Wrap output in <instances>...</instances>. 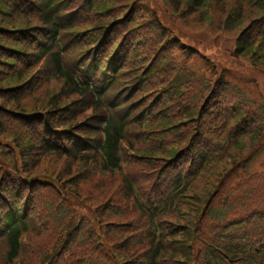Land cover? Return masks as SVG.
Instances as JSON below:
<instances>
[{"label":"rangeland","instance_id":"1","mask_svg":"<svg viewBox=\"0 0 264 264\" xmlns=\"http://www.w3.org/2000/svg\"><path fill=\"white\" fill-rule=\"evenodd\" d=\"M1 1L0 25L6 27L0 28L6 37L0 39L5 44L1 50L10 53L6 46L18 49L16 43L28 44L24 33L30 27L27 31L52 33V25L40 18L48 13L35 2L29 6L27 2L32 0ZM177 1L174 7L176 0H96V8H89V0H54L60 11L53 20L58 45H50V50L63 49L65 65L75 67L79 59L88 56L87 47L97 43L92 51L101 48V52L91 55V60L99 61L96 65L100 69L108 66L117 78L115 90L106 98L122 102L117 116L126 111L132 117L119 153L120 170L103 172L99 158L81 160L73 141L65 140L74 135L76 140L83 137L89 144L99 143L100 131H84L96 128L95 121L103 120L106 112L91 110L92 100L56 75L51 57L42 52L49 49L43 39L32 37L38 49L37 64H27L20 72L15 90L8 92L6 88L18 82L15 73L1 78L0 93L15 97L6 102L5 119L19 115L13 111L19 107L35 111L23 116L28 122L7 131L3 129L6 125L0 124V200L24 189L21 193L27 199L21 202L36 233L23 235L21 253L13 264H66L70 259L77 264L104 263L105 258L97 253L87 256L82 252V248L95 245L100 247L98 252H109L111 264H149L156 245L151 243L154 224L161 232V264H201V250L209 245V238L226 243L246 229L256 228L255 214L264 216V198L255 202L256 195H252L257 185L264 184V43L257 44L264 31V0H206L197 11L188 10V0ZM132 13L131 22L120 23ZM114 18L119 19L110 22ZM256 37L255 48L235 56L240 42ZM23 47L22 56L31 58ZM114 54L116 65L109 62ZM2 61L12 64L16 60ZM6 63L0 62V72L16 68ZM218 75L230 84L227 96L241 100L240 118L249 119L251 124L240 121L233 127L230 138L237 145L228 154L232 159L197 180L191 179L175 205L153 223L132 206L133 182L140 198L146 199L165 187L164 182H158L161 173H174L178 165L187 169L189 160L182 158L188 147L184 148L181 137L193 115L199 119L197 112L210 95L219 94ZM225 99L219 94L208 104ZM170 115L185 121L167 127L164 124ZM39 118L48 121L47 132L35 122ZM207 120L200 117L196 124ZM196 124L189 131L190 144L200 135L209 137ZM156 125L164 126L157 131L153 128ZM164 139L176 141L165 146L170 154L178 149L177 156L170 159L171 155L160 153ZM136 144L138 153L131 150ZM70 145L73 148L69 149ZM192 149H199L198 154L202 151L197 146ZM190 152L186 156L196 160L190 168L195 169L201 156ZM134 170L135 175L131 173ZM127 177L135 179L129 181V189L125 187ZM240 187H245L248 203L237 199ZM113 207L116 210L109 215ZM0 264H6L4 242H0Z\"/></svg>","mask_w":264,"mask_h":264},{"label":"trees","instance_id":"2","mask_svg":"<svg viewBox=\"0 0 264 264\" xmlns=\"http://www.w3.org/2000/svg\"><path fill=\"white\" fill-rule=\"evenodd\" d=\"M206 0H188L186 1V7L189 8V11H197L202 5L205 4ZM32 2H35V6L39 7L42 11L45 12V10L47 11V8L49 6V2L48 0H32V1H28L27 4L29 6L32 5ZM0 5H4L3 2L0 0ZM89 8L91 7H95L96 8V0H89V4H88ZM178 6V1L176 0V2L174 3V7ZM262 6V4H261ZM3 11V10H1ZM46 13V12H45ZM48 13V12H47ZM46 13V14H47ZM60 11H58L56 14L59 15ZM42 15V16H41ZM127 15V14H126ZM132 14L127 15V17H122V19H120V23L122 24H126V22H131L132 20ZM45 19L46 23L52 25L53 29H51L52 33H47L44 31H35L33 33V31H27L28 29H31L32 27L28 28L25 33H24V39H26L28 41V44L24 43H16L17 46L19 47L18 49L15 47H9L6 46V48H11L10 53H6L4 50L0 49V62L6 63L5 61L2 60H10L15 59L16 61L14 63H6L8 65H15L16 68L12 71H5L6 73L0 72V81H3L1 78L6 77L5 74L9 75L11 73H15L16 76H14V78L18 81L15 83V85H10L8 87H6L8 89V92L15 90L16 87L19 86V80L22 77V75H20L21 71H24L27 69V64L30 63H34V65L37 64V62L35 61V57L37 56V47L35 42L32 40L33 36H39V38L43 39L46 44H48V48L49 49H43L42 52H47L46 54H48L51 57V62L53 64V68L55 70L56 75L59 78H62L64 80H66L67 84L70 85V87H73L74 90L80 94L81 96L85 97H89L93 104L91 106V110H98V109H103L105 110L104 106L101 105V103L98 101V99L89 91L87 86H81L78 85L74 82V80H72L71 76L69 75V73H67L62 67L61 64L63 63V59L56 53V51H52L50 50V45L53 46L54 45V32L56 31V23L53 21L52 16L50 14L44 15V13L40 14V18ZM237 17L240 18V16L237 14ZM0 19H2L0 17ZM119 18H114L113 21H110L112 23L117 22ZM109 22V23H110ZM127 25V24H126ZM14 26H10L9 29H14ZM106 27V26H105ZM103 27V28H105ZM1 29H6L5 26L0 25ZM12 38L16 37V35H9ZM1 37L6 38L2 33H0V39ZM94 39H96L95 37H93ZM90 39H88L89 41ZM258 38L256 37L255 39L253 38H247L245 39L242 43H239V46L237 47V50L235 51V56H239V55H243V53L245 52H249L250 48L253 46V48H255V46H257L255 44V41H257ZM260 42L264 43V31L262 32V36L260 41L257 43L259 44ZM97 43H93L91 45H89L87 48V50L85 51L86 55H88L87 57H83L82 60H87V61H91L94 62L95 60H91V55L93 54H99L101 52V48H97L95 49V52H93L92 50L94 49L95 45ZM28 49L26 51V54L30 55L31 58L29 59H25L22 56V52H24L25 47ZM0 46L4 47L5 44H3L0 40ZM30 51V53L28 52ZM253 51V49H252ZM98 56V55H97ZM96 56V57H97ZM95 59V58H94ZM99 62V61H97ZM110 63H114L115 65L117 64V61L115 60V54L111 57V59H109ZM1 66V64H0ZM213 70H215L214 67H212ZM223 72V70H221ZM4 74V75H2ZM2 75V76H1ZM217 83L221 86L218 90L219 94L222 97H227L228 99H225L224 101H219L218 103H213L211 105H209V99L211 100L212 98H214V100H216V97L219 96V94H217V92L213 95V93L210 95L211 97H209V99L207 100V102L205 103V105L203 106L204 108H201L199 112H197V115L199 117L196 118L195 115H193V119L192 122L190 123V125H188V130L186 132H184L182 134L181 137V142L182 144H185V147H188V149H186V154H190L191 152L194 154L193 156H196V154H198V152L200 151L199 149L194 150L192 148L196 147L202 149V151L198 154V156H201V161H199L198 163V167H196L195 169H190V168H194V165L196 164L195 161L192 156H190L189 158H187L186 154L184 155V158H186V160L188 159L189 161L187 162V169H182V167L180 165H178V168L174 169V179L173 182H175V185H178V183L180 182V175L181 173H185L186 174V178L187 180L191 181V179L197 180L202 174H205L207 172H209V170L211 171L214 167L219 166V164L225 160L226 161H230L232 158L228 155L230 150H232L234 148V145H237V142H232L230 136H233V134L231 135V132H233L234 130V126H236L240 121H246L245 123L247 125H249V123L251 124V121L245 120V117H241L239 115V112H243V108L240 106V99L237 97H232L234 95H229V97L227 96V90L228 87L230 86L229 83L226 84V80L223 79L221 77V75H218L217 79H216ZM18 83V84H17ZM116 84H117V78L114 76L113 78V82L112 84H110L109 87L106 88L105 90V94L108 98H110L108 96V93H111L115 90L116 88ZM3 87H0V92H3V90L1 89ZM5 89V87H4ZM217 94V95H216ZM213 95V96H212ZM177 98H179V95L177 96ZM15 99V97L12 96V94H5V93H0V124L3 123V125H6L5 128H3L5 131H7L6 129L9 128L11 129L12 127H16L18 123L20 122H28L29 120L25 119L23 116L25 115H29L32 114V112H27V111H23L22 109H20L21 107L17 108V110H13L14 113H19V115H17L16 117H9L7 116V119L4 118V113L3 111H5L7 109V105L6 102L9 100H13ZM181 100V99H180ZM129 101V99L126 101V103ZM188 101H185V104H187ZM121 101H117V99H115V103H113V111L118 110L122 105ZM237 105V108L233 107V105ZM192 105V104H191ZM188 106V105H186ZM186 106L184 107V109L186 108ZM190 106V105H189ZM207 107L209 108V110L206 112L204 110L207 109ZM11 109V108H10ZM31 110H34V108H32ZM239 111V112H238ZM185 112V111H184ZM189 115L187 116V120H189L190 118V113H188ZM6 115V114H5ZM207 120V122H199L198 124L197 121L200 120V117H204ZM168 120H170L166 125L167 127H171L173 125H175L176 121H180V123L184 122L185 119H176L175 116L170 115V117L168 118ZM11 121V123H10ZM131 121H132V117L131 115L127 112V114H125L122 117H110L106 123L104 128L102 129L103 132V137H104V141H103V145L101 146L100 150L96 153L99 154L98 158L99 160H101V170L103 172H109V171H114V170H120L121 166H120V162H119V145L120 143H124V132H125V125L126 127H130L131 128ZM35 122H39V128H41L42 130H44L45 132L48 131V128H50V125L48 123V121L46 119H37ZM33 122L30 126L29 129H32L33 124L35 123ZM96 124V128H87L85 129L84 133L87 132H96L98 131V126H99V121H95ZM184 125H187L188 123H183ZM193 124L192 127H189ZM194 124H196L197 128H200L201 130L206 131V133L209 135V137H205L204 135H200L196 140L193 141V143L190 144L191 142V134L190 132L193 130L194 128ZM75 125V124H74ZM162 125V126H164ZM232 125V126H231ZM161 125H156L153 128L157 131L160 130V128L162 127ZM2 127V126H1ZM60 130H64V126L60 127ZM262 132V129H260ZM190 131V132H189ZM128 132H132L131 130H129ZM251 135H253V133H249ZM261 134V133H260ZM260 134L258 135V138L260 136ZM84 135V134H83ZM150 138H155L154 136H151ZM257 139V137H255ZM65 140L67 141H73L74 146L76 147V145L79 143V141H81L82 139L79 138L78 140H76L74 138V135L69 136V137H65ZM136 142V141H135ZM164 142V143H162ZM167 142V143H166ZM131 143L127 141V145ZM160 143H162V147L159 151L160 153L164 154V155H171L170 159L177 156V154L179 153L177 150L176 152L173 153H169V151H167V149H169L168 147H166L165 145L168 144H173L176 143V141L174 140H170V139H164L163 141H160ZM196 143V144H195ZM189 145V146H188ZM129 146V145H128ZM137 144L135 146H131V150H134L138 153V148H136ZM69 149L73 148L68 147ZM182 148V149H184ZM140 152V151H139ZM142 153V152H141ZM78 158H80L81 160H87L90 158H87L85 156H78ZM220 164V165H221ZM205 165L204 168H202V166ZM136 172L131 171V173ZM135 175V173H134ZM162 177V174H160V177H158V180ZM16 178V177H15ZM17 179V178H16ZM132 180L135 181L134 178H130ZM19 181V180H18ZM125 182V181H124ZM188 183V184H189ZM187 186V185H186ZM185 186V187H186ZM190 186V184L184 189L187 190L188 187ZM125 187L126 188H130V185H128L127 182H125ZM244 189L245 187H240L237 191V199L242 200V203H248V196L246 194V192L244 193ZM16 194H21V191H16L14 192ZM225 195L227 196V200H229V190H226ZM256 195V201L258 202L257 199H263L264 198V189L262 188L261 185H257L255 187V192H253L252 195ZM251 195V196H252ZM250 202H252V200H250ZM114 205V203L112 204ZM116 208L113 207L111 209H109V215H113ZM99 219H101V216L99 217ZM249 223V222H248ZM0 230L1 232H4L5 235V239L8 245V255H7V260L8 262L6 264H9L15 260V258L17 257L18 254V250H19V245H18V236L23 232L26 231V226L23 225L22 223H16L11 215V213L9 212H4L2 213V215L0 216ZM28 234H32L36 235L34 229L32 228V230L28 233ZM259 236L262 237L264 239V224L263 227L259 229L258 232ZM210 239V238H209ZM254 240L256 241V245H259V248L264 250V242H262L260 239H258L257 237L254 238ZM151 243L153 244V240H151ZM156 250L154 251L155 253L153 255H151V262L153 263L155 260V256L159 255L161 250H162V245L161 243L158 244L156 247ZM223 249H225L226 253L230 252V253H234V247H230V245L224 246L222 247ZM255 249V248H254ZM231 250V251H230ZM93 251L87 252V254H92ZM77 254V253H74ZM104 255H102L103 258H105L107 260V264H111V260H113L109 255L106 256L105 253H103ZM264 255V254H261ZM242 258V256H241ZM257 258V257H256ZM258 259V258H257ZM248 260V259H246ZM249 262L251 264H254L253 260H249ZM66 264H77L76 261H74L73 259H70ZM151 264V263H150ZM260 264H264V260H261Z\"/></svg>","mask_w":264,"mask_h":264}]
</instances>
